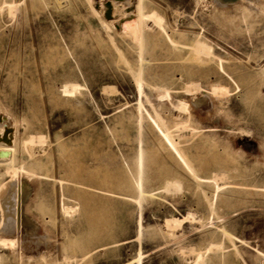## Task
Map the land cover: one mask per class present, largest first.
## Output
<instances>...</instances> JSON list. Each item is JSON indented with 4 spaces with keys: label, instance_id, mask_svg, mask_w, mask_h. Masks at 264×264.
I'll list each match as a JSON object with an SVG mask.
<instances>
[{
    "label": "rangeland",
    "instance_id": "374dc122",
    "mask_svg": "<svg viewBox=\"0 0 264 264\" xmlns=\"http://www.w3.org/2000/svg\"><path fill=\"white\" fill-rule=\"evenodd\" d=\"M259 2L260 15L245 0H143L139 47L119 26L129 11L136 23L138 0H0V116L18 132L20 176H36L31 199L20 197L22 230L7 236L17 245L0 247V264H195L198 254L202 264H261ZM146 113L167 129L177 119L190 126L173 141L192 174L160 146ZM28 135L45 141L22 147ZM218 174L227 180L217 190Z\"/></svg>",
    "mask_w": 264,
    "mask_h": 264
},
{
    "label": "bare ground",
    "instance_id": "6f19581e",
    "mask_svg": "<svg viewBox=\"0 0 264 264\" xmlns=\"http://www.w3.org/2000/svg\"><path fill=\"white\" fill-rule=\"evenodd\" d=\"M57 1V0H56ZM216 3L218 5H225L226 4V8H227V4L228 3H233L236 0H215ZM241 1V0H240ZM249 6L251 7V9H248V6L245 7L248 11H250L252 14H259L262 11V6H260V2L259 0H245ZM59 2V1H58ZM60 3V2H59ZM215 4V3H214ZM110 6V5H109ZM216 6V5H215ZM7 8L9 9V12L12 11L15 8L14 4H10L7 6ZM113 9V8H112ZM136 9H137V15H136V23H135V18H133L129 12L127 13L128 16L124 17L123 20L119 19V26L121 27V29H123V34L124 36L129 37L128 39H132L136 44L140 45L143 43V35H144V25H145V15H144V7H143V0H138V3L136 5ZM1 10V9H0ZM106 15H111L107 14ZM260 15V14H259ZM116 16V15H115ZM111 17V16H110ZM114 17V16H113ZM107 18V17H106ZM258 18V17H257ZM122 19V18H121ZM113 20V19H112ZM118 27V24H116ZM119 28V27H118ZM118 30V29H117ZM140 51V50H139ZM263 61V60H262ZM141 62V61H140ZM139 65V63H138ZM264 68V67H263ZM264 75V74H263ZM141 75L140 72L138 73V82H139V88L142 84L141 82ZM137 82V83H138ZM77 85L76 86H72V89L74 90H78L77 89ZM191 89H193V86L190 87ZM189 89V87H188ZM194 90V89H193ZM198 90V88H197ZM114 92V91H113ZM140 93L142 94V90L140 88ZM138 102V101H137ZM139 108H141V104H138ZM143 109V107H142ZM2 111V110H1ZM147 115V119L153 124L154 128H156L158 130V133L161 137L160 139V146H162L163 148H168V146L170 147V149L174 152V154L177 156V158L179 159V161L182 163V165H184V167H186V169L188 170V172H191L192 174V170L189 168V166L185 163L184 161V155L181 154V149L179 146V143H175L173 141V136L176 135L174 133H176L177 131H180V129L187 130V127L189 128L190 126H187L186 122L177 119V121H175L173 123V125L171 126V128H165V126H163L162 123V119L161 116H159V114L156 113L155 117H152L151 115H149L148 113H146ZM5 116V115H4ZM7 116V115H6ZM139 117L141 118V121L144 119L143 115H139ZM11 118V117H10ZM139 120V119H138ZM140 121V120H139ZM13 122V119H12ZM12 122L11 120L7 117H1L0 116V179L7 175L9 177V180L2 185L1 190H0V247H3V245H10L11 247H14L16 244V239L15 238H8L9 237H14L17 234H19L22 230V226L24 225V219L23 217L21 218L19 214H17V211L20 210L21 206L20 204H22V200L21 198L24 197V201L23 203H25L27 200L31 199V193H32V189L30 187V183L34 177V173H31L28 169L24 172L22 171L24 174H22L20 176V172L19 169L16 168V164L18 162L22 163L21 161H19L20 158H18V150H17V146L18 144V140H17V130H15L12 126ZM15 122V121H14ZM15 125V124H14ZM167 125V124H165ZM168 127V125H167ZM14 129V130H13ZM175 130V131H172ZM182 130V131H183ZM26 131V130H25ZM181 131V132H182ZM185 133V131H184ZM183 133V134H184ZM180 134V133H179ZM178 134V135H179ZM244 134V133H242ZM20 135V134H19ZM178 135H176L175 137H177ZM191 135V134H189ZM24 137V136H23ZM185 136H183L182 138H184ZM181 138V139H182ZM188 137H185V139H187ZM20 139V138H19ZM176 139V138H175ZM189 139V138H188ZM179 140V139H178ZM176 140V141H178ZM44 137L43 136H34V135H28V137H25L21 140V145L22 147H26L27 146H40L43 144L44 142ZM47 142V141H46ZM20 143V142H19ZM168 145V146H167ZM20 146V145H19ZM18 146V147H19ZM23 149V148H22ZM31 150V148H29ZM39 149V148H38ZM20 150V149H19ZM47 150V149H44ZM23 150H21L20 152L22 153ZM29 150H27L28 152ZM43 151V150H42ZM41 151V153H42ZM25 152V149H24ZM23 152V153H24ZM45 152V151H44ZM26 153V152H25ZM27 154V153H26ZM25 155V154H24ZM30 155V154H29ZM31 156V155H30ZM29 157V156H28ZM142 151L138 154V158H137V162H136V166H137V177L134 186L135 188L138 190V192L140 191V193H138L139 195H142L145 193V191L143 190V161H142ZM19 164V163H18ZM25 164V163H23ZM22 164V165H23ZM21 169V167H20ZM194 174V172H193ZM25 176V177H24ZM194 176V175H193ZM214 177L212 178L213 184L216 185V189H219L218 184H216L217 180L219 179L220 181L224 178V174L222 176L218 175H213ZM195 178L198 179V177L194 176ZM226 177V175H225ZM36 178V176L34 177ZM176 181L175 179H166L165 180V185L168 186L167 184L170 182ZM227 180V179H225ZM202 181V180H200ZM206 181V180H205ZM225 182V181H224ZM223 182V183H224ZM62 183V182H61ZM210 183V181H209ZM218 183V182H217ZM212 185V184H211ZM170 187V190L173 188ZM168 187V188H169ZM215 188V187H214ZM19 190V194L17 196L13 195V193L15 191ZM166 190V189H165ZM169 190V189H168ZM174 190V188L172 189ZM167 191V190H166ZM218 192V191H216ZM153 195V194H152ZM208 195V194H207ZM214 195V194H213ZM212 195V196H213ZM206 196V195H205ZM21 197V198H20ZM211 198V197H209ZM205 199V198H204ZM208 204H210V208H211V215L212 213L214 214L216 211V208L214 207V204L212 203L213 199L208 200L206 199ZM205 200V201H206ZM215 200V199H214ZM138 202V201H137ZM214 202V201H213ZM24 205V204H23ZM139 205V204H138ZM23 207V206H22ZM64 209V211L68 208L66 207H62ZM72 209V208H70ZM22 210V209H21ZM69 210V209H68ZM23 211V210H22ZM71 212V211H68ZM69 214V213H67ZM71 214V213H70ZM4 216V217H3ZM23 216V214H22ZM189 217V216H188ZM193 217V216H191ZM195 217V216H194ZM139 218V217H138ZM184 219V218H183ZM191 219V218H190ZM188 220V218H187ZM194 220V219H193ZM171 221V220H170ZM168 222V221H167ZM174 222V221H173ZM194 222V221H191ZM197 222V221H196ZM176 223V222H175ZM182 223V222H181ZM170 224V223H169ZM180 224V223H179ZM224 234L225 231L223 230ZM177 235V234H176ZM138 236V235H137ZM231 237V236H230ZM233 237H231L232 239ZM219 244V243H218ZM214 245V246H212ZM212 246V247H211ZM211 248H215V252H220L219 256L217 257L218 261H221L225 256L224 253V247L223 245L219 244V246L215 245V244H211ZM210 249V248H209ZM193 250V249H191ZM211 250V249H210ZM188 251V250H187ZM209 251V250H208ZM213 251V250H211ZM184 252H186L184 250ZM190 252V251H189ZM194 252V251H193ZM210 252V251H209ZM214 252V251H213ZM195 253V252H194ZM191 253V254H194ZM188 254V253H187ZM186 255V254H185ZM198 258L195 262V264H202L204 257L203 255L198 254ZM88 256V255H87ZM205 256V255H204ZM260 256V260H258V262H260L261 264H264V253L262 252H258V257ZM186 257V256H185ZM187 258V257H186ZM209 259V258H208ZM82 261V260H81ZM210 263H212L211 261H213L212 259L209 260ZM208 261V264H209ZM69 262V261H68ZM204 263H207L204 262Z\"/></svg>",
    "mask_w": 264,
    "mask_h": 264
}]
</instances>
